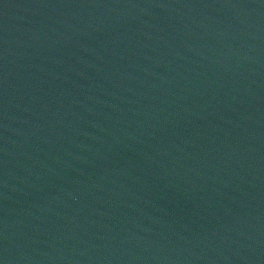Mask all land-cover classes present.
<instances>
[{
    "label": "water",
    "instance_id": "water-1",
    "mask_svg": "<svg viewBox=\"0 0 264 264\" xmlns=\"http://www.w3.org/2000/svg\"><path fill=\"white\" fill-rule=\"evenodd\" d=\"M0 264H264V0H0Z\"/></svg>",
    "mask_w": 264,
    "mask_h": 264
}]
</instances>
